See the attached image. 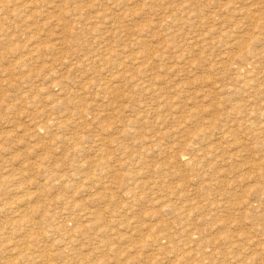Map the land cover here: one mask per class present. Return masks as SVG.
Masks as SVG:
<instances>
[{
  "label": "rangeland",
  "instance_id": "374dc122",
  "mask_svg": "<svg viewBox=\"0 0 264 264\" xmlns=\"http://www.w3.org/2000/svg\"><path fill=\"white\" fill-rule=\"evenodd\" d=\"M0 264H264V0H0Z\"/></svg>",
  "mask_w": 264,
  "mask_h": 264
},
{
  "label": "bare ground",
  "instance_id": "6f19581e",
  "mask_svg": "<svg viewBox=\"0 0 264 264\" xmlns=\"http://www.w3.org/2000/svg\"><path fill=\"white\" fill-rule=\"evenodd\" d=\"M18 237H19V236H18ZM15 239H16V238H15ZM20 239H21V238H20ZM18 240H19V238H18ZM24 241H25V240H24ZM24 241H23V242H24ZM18 242H19V241H18ZM23 242H22V243H23ZM18 245H19V244H18ZM26 245H28V244L26 243ZM26 245H25V247H26ZM28 247H29V246H28ZM21 249H24V248L22 247ZM30 251H31V249H30Z\"/></svg>",
  "mask_w": 264,
  "mask_h": 264
}]
</instances>
